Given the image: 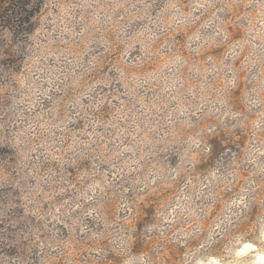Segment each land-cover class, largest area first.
<instances>
[{
	"label": "rangeland",
	"instance_id": "obj_1",
	"mask_svg": "<svg viewBox=\"0 0 264 264\" xmlns=\"http://www.w3.org/2000/svg\"><path fill=\"white\" fill-rule=\"evenodd\" d=\"M160 252L264 264V0H0V264Z\"/></svg>",
	"mask_w": 264,
	"mask_h": 264
},
{
	"label": "trees",
	"instance_id": "obj_2",
	"mask_svg": "<svg viewBox=\"0 0 264 264\" xmlns=\"http://www.w3.org/2000/svg\"><path fill=\"white\" fill-rule=\"evenodd\" d=\"M211 150L208 153V159L206 161L208 162H215L216 160H225L227 159V157L229 156L228 150H231V148L229 147V144H212L211 146ZM198 169L203 168V165H198L197 166ZM178 181H175L172 184V187H175L177 185ZM150 220H145V223H149ZM195 245V244H194ZM137 250V248L135 249ZM177 252V251H176ZM161 253L160 258H162L161 260L164 261V264H169L170 263V258H168L167 256H165L164 254ZM177 258L174 259V263L176 262ZM154 264H157V262H154Z\"/></svg>",
	"mask_w": 264,
	"mask_h": 264
}]
</instances>
